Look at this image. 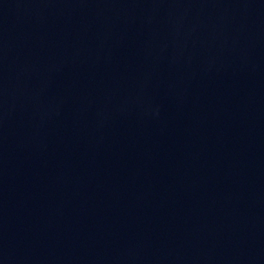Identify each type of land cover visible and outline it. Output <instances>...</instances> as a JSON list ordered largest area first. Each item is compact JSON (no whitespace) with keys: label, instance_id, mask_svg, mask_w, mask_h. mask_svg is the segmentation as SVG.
<instances>
[{"label":"water","instance_id":"95a60500","mask_svg":"<svg viewBox=\"0 0 264 264\" xmlns=\"http://www.w3.org/2000/svg\"><path fill=\"white\" fill-rule=\"evenodd\" d=\"M0 264H264V0H0Z\"/></svg>","mask_w":264,"mask_h":264}]
</instances>
